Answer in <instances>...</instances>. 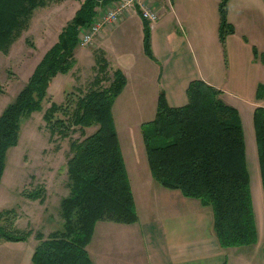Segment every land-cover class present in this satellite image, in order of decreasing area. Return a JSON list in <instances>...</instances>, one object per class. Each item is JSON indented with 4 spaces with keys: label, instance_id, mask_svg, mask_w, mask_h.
Segmentation results:
<instances>
[{
    "label": "trees",
    "instance_id": "obj_1",
    "mask_svg": "<svg viewBox=\"0 0 264 264\" xmlns=\"http://www.w3.org/2000/svg\"><path fill=\"white\" fill-rule=\"evenodd\" d=\"M50 1L0 0V50L8 53L29 27L35 9ZM99 1L81 3L15 99L2 110L0 181L8 150L19 143L23 119L42 108L53 78L75 66L80 33L96 17ZM228 3H219V35L223 42L235 31L227 17ZM143 19L144 49L154 57L150 20ZM95 66L91 85L76 101L70 97L60 104L52 101L43 115L52 138L57 134L65 138L77 130L85 133L88 127L96 129L70 142L69 192L60 202L63 227L48 236L42 230L36 231L34 264H95L87 246L97 221L134 223L139 217L112 111L127 77L121 69H115L110 83L104 85L109 62L102 50L96 51ZM221 92L203 79H194L187 88L188 102L175 106L161 90L156 116L144 125L143 134L154 178L165 187L179 189L210 205L215 234L220 245L228 247L254 242L257 224L242 117L237 107L220 96ZM263 94L264 85L260 84L257 97ZM254 125L264 190V106L255 108ZM24 195L41 203L46 201L44 187ZM11 212H0V220L4 216L7 220L5 224L0 222V240H27L33 230L15 227Z\"/></svg>",
    "mask_w": 264,
    "mask_h": 264
},
{
    "label": "crops",
    "instance_id": "obj_2",
    "mask_svg": "<svg viewBox=\"0 0 264 264\" xmlns=\"http://www.w3.org/2000/svg\"><path fill=\"white\" fill-rule=\"evenodd\" d=\"M83 1L59 0L55 9L43 6L47 9L36 23L32 17L28 30L45 52ZM117 1H99L96 16ZM140 2L158 12V18L150 20L154 57L144 49L140 3L119 21L106 24L89 47L75 50L76 64L79 53L96 57L97 50L104 51L109 70L121 69L127 77L112 111L139 215L134 223L97 221L89 254L95 264H264V225L257 210L264 208L261 168L260 184L251 183L257 239L223 247L213 228L212 207L154 178L143 134L144 125L156 116L160 91L171 105H183L194 79L222 92L226 88L228 103L247 108L254 122L255 108L264 106V96L257 97L258 86L264 85V0H229L227 17L235 31L224 42L219 35L220 0ZM67 13L70 16L64 17ZM56 20L63 22L52 38Z\"/></svg>",
    "mask_w": 264,
    "mask_h": 264
},
{
    "label": "rangeland",
    "instance_id": "obj_3",
    "mask_svg": "<svg viewBox=\"0 0 264 264\" xmlns=\"http://www.w3.org/2000/svg\"><path fill=\"white\" fill-rule=\"evenodd\" d=\"M57 1L59 0H52L49 5L55 9L56 4L60 3ZM46 9L47 7L43 6L35 9L31 23H36ZM68 16L70 14H64V17ZM62 22L56 20L51 26L52 38H55ZM28 28L23 30L8 53L0 50V114L5 106L15 99L46 53L43 44L36 39L34 32H29ZM89 46V44L85 45V47ZM83 47L78 45L77 51L80 52ZM91 50L94 52L93 49ZM94 56L87 52L79 53V60L70 72L59 73L53 78L48 89L49 98L43 100L40 110L23 119L19 143L8 150L6 167L0 181V212L12 209L10 215L15 220L14 226L20 230L31 228L33 234L27 240L20 242L0 240V264H34L32 254L38 243L35 237L36 231L42 230L48 236L50 232L63 227L64 218L61 214L60 202L69 192L67 161L71 156L70 142L92 133L96 127L86 128L85 133L77 130L65 138L58 134L52 138L43 115L52 101L60 104L67 102L69 97L76 101L89 88L96 73ZM105 76L104 85H108L113 77V70H109ZM224 89L225 92H221L220 96L229 102L227 89ZM231 104L241 109L247 163L251 183L255 187L256 183L260 184L257 179L260 164L253 117L242 105ZM37 187H44L46 191L44 203L24 195V192ZM257 210L259 223L264 225L263 206ZM5 217L0 220L2 224L7 222Z\"/></svg>",
    "mask_w": 264,
    "mask_h": 264
},
{
    "label": "built area",
    "instance_id": "obj_4",
    "mask_svg": "<svg viewBox=\"0 0 264 264\" xmlns=\"http://www.w3.org/2000/svg\"><path fill=\"white\" fill-rule=\"evenodd\" d=\"M137 3L141 5L140 0H118L115 2L112 7L102 12L98 17H95L92 23L81 31L80 44H90L106 24L114 23L122 19L129 9L136 7ZM140 9L143 17L149 20L158 18V14L150 9V7L141 5Z\"/></svg>",
    "mask_w": 264,
    "mask_h": 264
},
{
    "label": "bare ground",
    "instance_id": "obj_5",
    "mask_svg": "<svg viewBox=\"0 0 264 264\" xmlns=\"http://www.w3.org/2000/svg\"><path fill=\"white\" fill-rule=\"evenodd\" d=\"M139 4V3H138ZM132 8H135V7H132ZM150 9H152L154 12H156L157 14H158V12L155 10V9H153V8H150ZM130 10V9H129Z\"/></svg>",
    "mask_w": 264,
    "mask_h": 264
}]
</instances>
